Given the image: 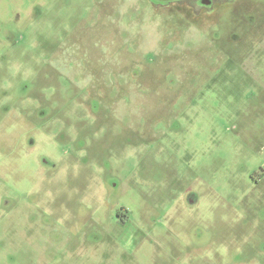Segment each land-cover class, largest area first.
<instances>
[{
	"label": "rangeland",
	"instance_id": "374dc122",
	"mask_svg": "<svg viewBox=\"0 0 264 264\" xmlns=\"http://www.w3.org/2000/svg\"><path fill=\"white\" fill-rule=\"evenodd\" d=\"M0 264H264V0H0Z\"/></svg>",
	"mask_w": 264,
	"mask_h": 264
},
{
	"label": "flooded vegetation",
	"instance_id": "af4514ba",
	"mask_svg": "<svg viewBox=\"0 0 264 264\" xmlns=\"http://www.w3.org/2000/svg\"><path fill=\"white\" fill-rule=\"evenodd\" d=\"M151 1L161 4V5H167V4L174 3V2H183V1H188V0H159V1L151 0ZM199 2L201 6L203 5L204 7H209L213 5V0H199Z\"/></svg>",
	"mask_w": 264,
	"mask_h": 264
},
{
	"label": "water",
	"instance_id": "95a60500",
	"mask_svg": "<svg viewBox=\"0 0 264 264\" xmlns=\"http://www.w3.org/2000/svg\"><path fill=\"white\" fill-rule=\"evenodd\" d=\"M154 1H159V0H154Z\"/></svg>",
	"mask_w": 264,
	"mask_h": 264
}]
</instances>
